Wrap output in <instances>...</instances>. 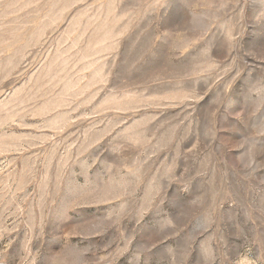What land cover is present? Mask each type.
Returning <instances> with one entry per match:
<instances>
[{"label":"rangeland","instance_id":"1","mask_svg":"<svg viewBox=\"0 0 264 264\" xmlns=\"http://www.w3.org/2000/svg\"><path fill=\"white\" fill-rule=\"evenodd\" d=\"M0 264H264V0H0Z\"/></svg>","mask_w":264,"mask_h":264}]
</instances>
